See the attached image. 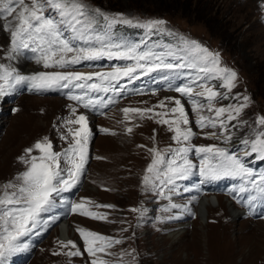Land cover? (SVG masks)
Segmentation results:
<instances>
[{
    "label": "snow or ice",
    "instance_id": "snow-or-ice-1",
    "mask_svg": "<svg viewBox=\"0 0 264 264\" xmlns=\"http://www.w3.org/2000/svg\"><path fill=\"white\" fill-rule=\"evenodd\" d=\"M0 18L4 21L0 23V32L8 36L7 46H0L4 52L0 58L4 61L0 62V99L17 87L26 86L38 92L61 91L69 100L91 110L113 103L111 96L105 100L96 94H122L124 85L120 81L124 78L131 82L157 74L152 76L154 81L166 82L170 90L187 97L191 111L196 113V126L219 130L205 132V138L230 144L235 136L233 130L245 131L238 138L239 147L235 151L217 143L196 145L192 143L196 133L181 98L165 97L158 105L160 111L155 107L123 108L126 120L131 118L129 114L141 118L147 115L172 133L170 140L175 146L169 143L161 149L154 144L148 148L151 161L142 178L145 188L158 190L160 195L165 194V189L177 194V181L189 179L198 172L201 183L239 178L242 182L239 191L253 193L248 197L249 204L264 198V171L256 172L242 159L255 154V160L264 161V115L256 116L251 122L241 119L250 97H241L239 93L232 96L237 103L215 106L218 99L229 98L238 75L222 64L219 52L168 28L163 19L141 20L122 12L111 13L92 6L87 0H0ZM122 26L141 29L142 38L128 39L120 32ZM153 36L160 39L152 40ZM103 59L130 63L114 64L110 70H66ZM21 60L34 61L45 70L25 74L21 71L22 65L13 63ZM221 88L227 92L219 91ZM68 107L70 115L62 118L61 123L66 132L59 133L60 139L68 142L67 146L56 151L49 136L37 139L17 157L24 170L0 183V264H9L12 256L26 248L23 238L47 222L42 221V214L51 211L63 193L77 187L85 174L92 136L89 117L85 113L77 114V108L72 105ZM205 108L210 115L203 114ZM126 131L131 133L132 128ZM152 139L155 140V135ZM90 203L81 198L78 203H71L70 209L86 217L106 220V214L89 210ZM180 207L176 203L169 205V208ZM132 211L143 215L144 210L133 208ZM77 231L84 251L91 258L90 264H112L104 257L113 255L110 249L122 241L83 227ZM58 243L61 248L69 249L65 253L69 257L83 255L76 241Z\"/></svg>",
    "mask_w": 264,
    "mask_h": 264
},
{
    "label": "rangeland",
    "instance_id": "rangeland-1",
    "mask_svg": "<svg viewBox=\"0 0 264 264\" xmlns=\"http://www.w3.org/2000/svg\"><path fill=\"white\" fill-rule=\"evenodd\" d=\"M87 2L104 11L122 12L141 20L163 19L167 21L168 28L219 52L222 64L234 69L238 75L236 87L231 90L229 98L218 99L215 106L237 103L232 96L239 93L241 97L243 95L250 97L249 106L242 113L241 119L251 122L256 116L264 115V0H87ZM124 35L129 37V34ZM7 44L8 36L0 32V46L6 47ZM3 56V49L0 48V58ZM13 63L22 65L21 71L25 74L45 70L34 61L25 63L21 60ZM124 63L130 61L103 59L90 64L87 62V65L72 66L66 70L82 72L110 70L112 65ZM219 91L227 92L222 88ZM12 93L0 99V183L12 179L15 174L24 170L25 166L18 162L17 157L23 153L24 148L31 146L37 139L47 135L53 141L54 150L59 151L66 147L68 142L61 140L59 136L60 132H66V129L61 127L62 118L70 115L69 105L77 108V114L82 113L80 106L67 99L61 100L58 95ZM168 96V94H157L152 97L135 96L132 100L120 102L117 110L108 113L107 118L95 121L100 128L109 131L99 135L95 133L96 135L92 136L86 171L78 184L80 189L78 188L66 202L71 205L78 203L81 198H86L91 202L88 205L89 210L106 214L107 219L96 220L74 213L70 209L64 215L68 220V235L65 239L66 236L62 238L60 235L59 224L53 227L59 219L54 207L42 214V221L47 222H42L33 233L23 238L22 243L26 244V248L12 256L9 262L20 253L29 251L32 255L26 264H90L91 258L84 251L83 241L77 231V228L83 227L122 241L110 249L113 255L104 257L112 264H264V219L254 221L244 215L233 217L227 207L231 202L221 196L212 197L218 198L220 207L211 208L208 218L200 219L195 205L202 197L194 196L196 185L192 179L197 172L189 179L177 181L176 195L179 198L175 201L188 205L191 215L187 218L181 216V211L179 216H176L172 214L173 208L160 206V203L174 199V194L168 193L165 189V194L160 195L158 190H147L143 185L142 178L147 164L151 161L148 148L154 144L161 149L167 147L169 143L175 146L170 140L172 133L166 126L157 124L155 119H149L147 115L141 118L137 114H129L131 118L126 120L122 109L155 107L156 111H160L158 107L160 101ZM171 106L173 105L169 104V107ZM185 108L189 113L190 126L196 133L192 143L196 145L217 143L233 150L231 144H223L222 140L205 138V132L219 130L200 129L195 125L197 117L196 113L191 111V105L185 104ZM203 114L210 115L206 108ZM58 117L61 120H58ZM95 123L90 124V127L95 126ZM54 124L57 127L54 128ZM129 127L132 128L131 133L126 131ZM233 131L236 135L245 129ZM154 135L155 140L152 139ZM140 145L146 147L141 148ZM253 156L255 157V154ZM64 201L65 197L62 195L56 206ZM97 205L114 207L105 208ZM133 208L143 209V215L132 211ZM166 208L170 210L166 211ZM53 217L55 219H50ZM226 221L230 227L224 229ZM181 223H186L183 230L187 229L188 234L174 241L170 238L169 231L175 230L172 228ZM192 233L195 235L193 239ZM43 236V240L39 241ZM68 240L76 241L83 255L67 256L65 253L69 249L61 248L58 242L66 243Z\"/></svg>",
    "mask_w": 264,
    "mask_h": 264
},
{
    "label": "bare ground",
    "instance_id": "bare-ground-1",
    "mask_svg": "<svg viewBox=\"0 0 264 264\" xmlns=\"http://www.w3.org/2000/svg\"><path fill=\"white\" fill-rule=\"evenodd\" d=\"M2 22H4V21H3L2 18H0V23H2ZM220 204L221 203L219 202L217 197H215V198L211 197L210 198V197L204 195L200 200H197V203L195 205L197 215L200 217V219L205 220V219L208 218L209 210L211 208L213 209L214 207L215 208L216 207H220ZM227 207L229 208V211H230V213H231V215L233 217L243 215L242 211L240 209L235 208L231 203H229L227 205ZM67 221L68 220H61L60 223H59L60 235H61L62 238H64L66 236L65 239H67V235H68V224H67ZM185 224L186 223H181L179 225L177 224V226H176L177 228L176 227L172 228V229H175V230L169 231L170 232L169 236H170V238H172V240L175 241V240H178V238L181 239V237H183V235L187 233V229L183 230V227L185 226ZM227 224H229V222L226 221V223L224 224V229L230 227V224L228 226H227ZM192 235L193 236H192L191 239H193V237H195L194 233H192Z\"/></svg>",
    "mask_w": 264,
    "mask_h": 264
},
{
    "label": "trees",
    "instance_id": "trees-1",
    "mask_svg": "<svg viewBox=\"0 0 264 264\" xmlns=\"http://www.w3.org/2000/svg\"><path fill=\"white\" fill-rule=\"evenodd\" d=\"M241 134H242V131H241V132H238V133H236V135L234 136V139H238V138L241 136Z\"/></svg>",
    "mask_w": 264,
    "mask_h": 264
}]
</instances>
